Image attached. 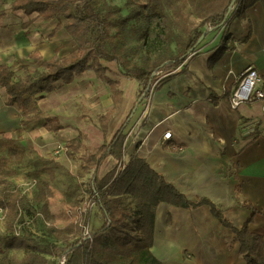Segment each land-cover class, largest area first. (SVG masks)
<instances>
[{
    "label": "crops",
    "instance_id": "crops-1",
    "mask_svg": "<svg viewBox=\"0 0 264 264\" xmlns=\"http://www.w3.org/2000/svg\"><path fill=\"white\" fill-rule=\"evenodd\" d=\"M57 23L55 19L38 18L36 13L13 11L11 2L0 0V64L14 65L15 80L23 75V66L35 71L31 69L30 52L38 50L43 57L44 51L51 54L50 34ZM41 26H46L45 30ZM59 32H65L67 40L71 37L65 28ZM225 32L231 35L230 48L213 61ZM249 33L248 40L241 42ZM195 53L176 70V75L154 91L148 105L142 102L130 116L126 128L127 135L130 133L125 148L127 157L137 152L188 198L212 200L237 227L253 215L249 229L264 240V100L245 101L237 107L230 102L236 77L249 64L264 79L262 2L248 7L245 18H236L208 35ZM103 63L108 67L104 77L87 69L39 101L41 111L45 105L44 112L59 116L63 125L57 131L45 127V115L22 125L23 108L8 105V93L0 85V137L19 139L22 144L38 135L52 143L54 139L69 142L81 136L96 151L108 144L127 120L142 86L125 75L116 62ZM182 68L185 70L179 72ZM108 79L120 82L123 95L104 128L101 117L114 108ZM212 93L220 97L217 102L212 100ZM224 94L228 95L222 97ZM66 104L70 111L65 110ZM81 107L90 110V114L77 116L75 124L70 123V113L78 114ZM168 130L172 137L164 140ZM63 162L68 164L70 160ZM117 164L115 157H107L99 176ZM244 202L256 212L252 214L242 205ZM240 248L236 234L212 214L208 205L195 208L160 203L157 207L152 251L164 264H247Z\"/></svg>",
    "mask_w": 264,
    "mask_h": 264
},
{
    "label": "trees",
    "instance_id": "trees-1",
    "mask_svg": "<svg viewBox=\"0 0 264 264\" xmlns=\"http://www.w3.org/2000/svg\"><path fill=\"white\" fill-rule=\"evenodd\" d=\"M257 1L264 6V0H145L146 6L142 7L134 0H126L127 13L124 14L118 5H109L102 11L98 0H11L14 11L57 20L50 36L65 28L77 44L75 50L63 57L58 55L60 47L48 59H44L38 50L30 52L28 57L39 63V67L30 71L29 66H23L24 73L16 80L14 65L0 64V85L8 93L7 104H18L23 108V125L39 118V101L56 90L60 82L71 83L90 68L97 76L104 77L108 67L103 62H116L120 70L136 79L142 88L127 120L111 141L89 155L82 166L84 172L94 168L89 191L105 220L100 227L86 234L89 220L82 213L64 226L55 225L49 214L53 192L48 184H37L35 199L41 203L42 215L50 223L48 233L63 246H45L28 231L17 233L23 212L31 209L27 194L13 181L17 175L15 164L25 160L27 149L19 139L0 137V208L6 218L7 230L6 234L0 233V264H164L152 251L156 210L160 203L195 208L208 205L212 214L236 234L246 263L264 264L263 237L249 229L253 215L241 227L235 226L212 200L188 198L137 152L128 157L125 168L120 166L128 121L135 113L141 95L156 81L154 91L176 75V70L196 55L203 40L213 30L229 25L236 18H245L246 9ZM249 37L250 33L241 42ZM230 38L231 35L225 32L213 61L230 48ZM158 73L167 75L158 80ZM107 83L114 108L102 115L104 128L123 95L119 81L108 79ZM211 97L214 102L220 99L214 93ZM53 121L45 123L48 130L62 128ZM80 139H72L69 145L77 148ZM109 156L115 157L118 164L100 177L99 169ZM242 205L252 214L256 212L250 203ZM49 256L57 260H51ZM62 259L64 263H61Z\"/></svg>",
    "mask_w": 264,
    "mask_h": 264
},
{
    "label": "rangeland",
    "instance_id": "rangeland-1",
    "mask_svg": "<svg viewBox=\"0 0 264 264\" xmlns=\"http://www.w3.org/2000/svg\"><path fill=\"white\" fill-rule=\"evenodd\" d=\"M134 1L142 7L146 6L145 0ZM8 2H11V0H8ZM98 4L102 11H105L109 5H118L122 8V12L124 14L127 13L126 0H98ZM42 21L43 20H40V22ZM64 22H67V20L64 19ZM222 26L218 30H221ZM45 27L41 26V29L45 30ZM202 30L204 32L206 31L204 28ZM216 31L217 30H213L211 33H216ZM66 35L67 34L65 32L56 33L54 35L55 37L53 36V38L50 39L53 46L51 50L52 52L51 54H46L44 51V54L42 53L44 57L53 55L58 45H60V50L58 52L60 57H63L69 52L75 50L77 48L75 39L68 37L69 42H67L68 40L64 38ZM30 63L32 70H36L39 67V63ZM92 69L93 68H90L89 70ZM156 76L158 79H161L164 74L158 73ZM59 85V87L57 86V89L63 86L61 82ZM130 92H132V90ZM144 94L141 95L140 103L138 105L144 101ZM44 108L45 105L42 111L40 109V116L45 115L44 117L46 122L53 121L51 119H54V125H63L58 115H51L44 112ZM64 108L65 110L70 111L67 104ZM84 113L90 114V110L85 107H81L78 114L76 112H71V121L69 122L71 123L74 121L73 124H75L77 116L81 117ZM21 119L22 112L20 113V120ZM79 137L81 138V144L78 145L77 148L69 145L71 140L69 142H59L54 139V143H52L51 140L43 138L40 135L36 137H29L22 142V145L27 149L26 158L22 163L15 164L17 175L13 177V181L23 190L24 193L27 194L29 199L28 208L31 209H26L23 212L22 220H20L17 224V233L22 234L28 231L31 232L32 235L45 246L50 247L53 244L63 246L61 242L57 241L51 234L48 233V226L50 223L47 221L46 217L42 215L40 210L41 203H37L35 199L38 191L37 184L44 185V183L48 184L53 192L49 203V214H51L52 222L55 225L59 227L64 226L68 222L78 219L81 213L85 214L89 220V225L87 227L89 231L97 229L104 223V217L99 210V207L94 202V196L89 191V180L93 174L94 168L91 169L90 172H84L82 170V166L85 164L87 157L94 153L96 148L90 144L86 145L83 142L84 137ZM41 142L44 143L41 144ZM67 158L70 160L68 164L63 162V159L66 162ZM5 222V215L3 210L0 208V233L2 234L7 233ZM22 255L23 252L20 256ZM49 257L51 260H57L53 256ZM63 261L64 259H62L61 263H63Z\"/></svg>",
    "mask_w": 264,
    "mask_h": 264
},
{
    "label": "built area",
    "instance_id": "built-area-1",
    "mask_svg": "<svg viewBox=\"0 0 264 264\" xmlns=\"http://www.w3.org/2000/svg\"><path fill=\"white\" fill-rule=\"evenodd\" d=\"M226 25H223L225 27ZM157 82V81H156ZM156 82L149 86L146 93L149 90L148 94H144V105H148L149 101L151 100L152 94L154 93V87ZM263 85H264V79L263 77L259 74L257 69L253 64H249L237 77H236V85L231 91L230 95V102L233 107L239 106L242 102L245 101H252L256 99H262L264 100V90H263ZM243 88L244 92H241V89ZM146 110V107L145 109ZM250 131L253 132L254 128L250 127ZM130 134V133H129ZM128 134V135H129ZM128 135L126 142L128 140ZM172 137V132L170 130L166 131L163 135L164 140H169ZM126 142H125V148H126ZM126 149L121 161V168H125L128 157L126 156ZM86 234L89 233L88 228L86 229ZM64 263V261H63Z\"/></svg>",
    "mask_w": 264,
    "mask_h": 264
}]
</instances>
